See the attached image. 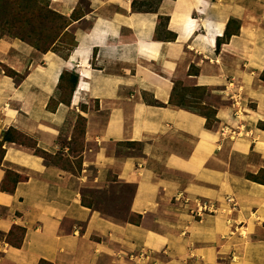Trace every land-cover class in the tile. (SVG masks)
<instances>
[{
    "label": "crops",
    "instance_id": "obj_1",
    "mask_svg": "<svg viewBox=\"0 0 264 264\" xmlns=\"http://www.w3.org/2000/svg\"><path fill=\"white\" fill-rule=\"evenodd\" d=\"M47 1L74 36L65 57L0 42V141L34 144L3 147L0 264H264V184L249 177L264 171V0ZM185 86L205 90L211 123L171 104ZM109 184L129 219L84 202Z\"/></svg>",
    "mask_w": 264,
    "mask_h": 264
},
{
    "label": "rangeland",
    "instance_id": "obj_2",
    "mask_svg": "<svg viewBox=\"0 0 264 264\" xmlns=\"http://www.w3.org/2000/svg\"><path fill=\"white\" fill-rule=\"evenodd\" d=\"M50 6L47 0H0V42H15L25 43L35 48L40 53L53 51L65 57L67 53L74 47L75 41L72 32L65 31L67 20L59 17ZM8 67L4 66L3 71L6 76L16 79L15 76L9 75ZM73 73H68L63 78L61 86V93L59 100L67 102L71 96L73 89V82L71 81ZM187 96V97H186ZM189 96V97H188ZM205 93L202 90H197L191 86L181 88L179 92L175 93L172 99L173 104L191 105L196 98L202 99ZM54 101L51 106H55ZM199 113L206 115L210 120L213 115L207 107H199ZM74 120V119H73ZM75 131L73 135V142L71 149L74 152H80L83 148V132L85 128V121L82 117L76 118ZM13 139L20 143H25L33 146L31 140L24 137L21 133L12 131ZM1 154V152H0ZM50 163L58 165L66 170H71L76 173L79 171V160L67 159L61 155L51 156L44 155ZM12 179L13 175L9 174ZM257 181L264 183V172L255 177ZM127 188L121 187L119 191ZM117 189L109 184L108 188L83 190L84 202L99 210L106 216L114 219L125 221L129 219L127 214V201L120 197ZM125 201V202H124ZM196 212V211H195ZM198 214L212 213L211 204L208 201L199 202L197 207ZM200 214V215H201ZM132 220V217H130Z\"/></svg>",
    "mask_w": 264,
    "mask_h": 264
},
{
    "label": "trees",
    "instance_id": "obj_3",
    "mask_svg": "<svg viewBox=\"0 0 264 264\" xmlns=\"http://www.w3.org/2000/svg\"><path fill=\"white\" fill-rule=\"evenodd\" d=\"M60 15V14H59ZM60 18H64V19H66L67 20V26L69 25V21H68V19L67 18H65L64 16H62V15H60L59 16ZM67 26H66V28H67ZM65 31H66V29H65ZM8 73H9V75H12V76H17V74L14 72V71H11V70H9L8 69ZM64 76L65 75H62V77H61V81L63 80V78H64ZM263 77V80H264V75L262 76ZM71 81L73 82V89H72V92L74 91V89H75V87H76V85H77V83H78V77H77V75H75V74H73L72 75V77H71ZM197 90H202L204 93H205V90L204 89H202V88H196ZM174 96V95H173ZM204 98V97H203ZM202 98V99H203ZM173 99V98H172ZM172 99H171V104L172 105H175V106H178V107H185V108H190V107H197V105H198V103H199V101L200 100H202V99H198V98H196L195 100H194V102H191V105H184V104H173L172 103ZM195 104H197V105H195ZM199 107H202V106H200V105H198ZM208 109H210V108H208ZM211 110V109H210ZM211 112H212V115H213V118H214V116H215V112L213 111V110H211ZM204 115V114H203ZM206 118H207V121L209 122V123H211L212 122V120H210L206 115H204ZM263 127H264V125H263ZM12 131H16L15 129H9V130H7L6 132H4V134H3V137H2V140L0 141V152H1V154H0V165L2 164V161H3V158H4V154H5V150H4V145L6 144V143H15V142H18L17 140H15V139H13V137H12ZM17 132V131H16ZM39 153H41V155H43V157H44V155H49V154H47V153H45V152H43V151H39ZM264 172V171H263ZM262 173V172H261ZM9 174H12L11 172H8V178H9ZM13 175V174H12ZM258 176V175H257ZM257 176H252V175H250L249 177H250V179H252L253 181H255V182H258V183H262V184H264L263 182H260V181H257L256 179H255V177H257ZM16 183H17V181L15 180V181H13V184H12V186H11V191L14 189V187H15V185H16ZM1 189L2 190H6L7 188L5 187V184H3L2 185V187H1ZM8 190H10V189H8Z\"/></svg>",
    "mask_w": 264,
    "mask_h": 264
}]
</instances>
